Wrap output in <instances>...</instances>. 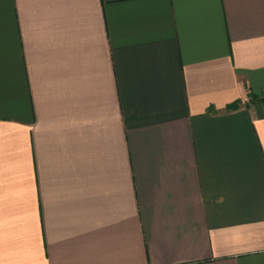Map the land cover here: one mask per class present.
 I'll return each mask as SVG.
<instances>
[{
  "label": "crops",
  "instance_id": "obj_1",
  "mask_svg": "<svg viewBox=\"0 0 264 264\" xmlns=\"http://www.w3.org/2000/svg\"><path fill=\"white\" fill-rule=\"evenodd\" d=\"M0 264H264V0H0Z\"/></svg>",
  "mask_w": 264,
  "mask_h": 264
}]
</instances>
